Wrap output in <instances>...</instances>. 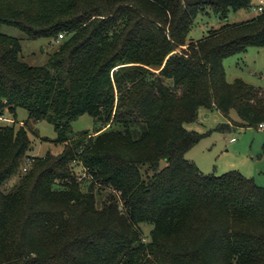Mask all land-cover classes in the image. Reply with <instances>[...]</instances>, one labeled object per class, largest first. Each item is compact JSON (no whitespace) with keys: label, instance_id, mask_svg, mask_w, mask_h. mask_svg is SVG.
Masks as SVG:
<instances>
[{"label":"trees","instance_id":"trees-1","mask_svg":"<svg viewBox=\"0 0 264 264\" xmlns=\"http://www.w3.org/2000/svg\"><path fill=\"white\" fill-rule=\"evenodd\" d=\"M252 4L0 0V25L29 39L63 34L45 64L30 65L20 38L0 31V115L23 108L63 144L22 172L27 129L0 124V264H264V186L185 158L206 134L185 127L200 108L225 117L218 132L264 122V89L227 82L222 67L264 47V12L226 21ZM210 13L222 24L192 39ZM82 114L97 127L74 133ZM78 167L92 178L78 180ZM142 223L152 224L147 242Z\"/></svg>","mask_w":264,"mask_h":264},{"label":"rangeland","instance_id":"rangeland-1","mask_svg":"<svg viewBox=\"0 0 264 264\" xmlns=\"http://www.w3.org/2000/svg\"><path fill=\"white\" fill-rule=\"evenodd\" d=\"M253 16V12L241 9L231 11L226 21L238 23ZM221 24L222 21L213 13L199 15L190 32V37L196 40L206 34L207 30L216 28ZM0 31L20 38L23 59L30 65L45 64L48 55L54 51L58 43L56 40L46 37L26 38L21 31L11 26L0 25ZM222 67L227 82L241 79L254 89H264V47L250 46L243 52L227 56L222 61ZM3 116L11 119L12 122L0 120V124L8 123L27 129L31 147L30 156L39 158L48 152L57 154L62 150L63 144L54 141L56 132L52 123L46 120H28L27 111L23 108L16 110L15 117L7 110L4 111ZM229 117L233 121H239L235 110L229 112ZM225 121V117L216 110L201 108L198 112L197 121L187 123L185 127L206 134L185 153V158L194 162L204 174L219 176L235 170L248 178H252L258 185L264 186V156L260 154L264 141V129L236 125L224 132L213 130L218 124ZM96 127L97 124L88 114H82L71 122V130L74 133L84 130L91 131ZM231 138H234V142H230ZM164 165L165 161L162 160L160 167ZM79 169L80 167L77 170ZM21 171L17 170V175L8 181L6 187H10L18 180ZM96 187L99 186L96 185ZM105 192L107 190L101 191V196L105 195ZM139 227L143 241H149L148 235L152 229V224L142 223Z\"/></svg>","mask_w":264,"mask_h":264},{"label":"built area","instance_id":"built-area-1","mask_svg":"<svg viewBox=\"0 0 264 264\" xmlns=\"http://www.w3.org/2000/svg\"><path fill=\"white\" fill-rule=\"evenodd\" d=\"M251 12H253V14H255V15L263 13L264 12V0H253V4L251 5ZM62 37H63V34H59L58 40H60ZM0 120L12 122L11 119L4 118L3 115H0ZM257 128L258 129H264V122L260 123ZM233 141H234V138H231L230 142H233ZM33 157L34 156H30V155L25 157L24 163L22 165V171H24V172L27 171L28 167L31 165V163L34 160ZM77 177H78V180H83L86 178H89V179L92 178V176H90L86 172V169L84 167H80V169L77 170Z\"/></svg>","mask_w":264,"mask_h":264},{"label":"crops","instance_id":"crops-1","mask_svg":"<svg viewBox=\"0 0 264 264\" xmlns=\"http://www.w3.org/2000/svg\"><path fill=\"white\" fill-rule=\"evenodd\" d=\"M201 109V108H200ZM217 111V110H216ZM217 112H219V111H217ZM220 113V112H219ZM205 116H206V114H205ZM226 120V119H225ZM234 142V141H233ZM261 151V150H260Z\"/></svg>","mask_w":264,"mask_h":264}]
</instances>
